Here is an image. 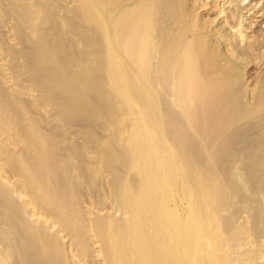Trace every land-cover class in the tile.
I'll list each match as a JSON object with an SVG mask.
<instances>
[{"label": "bare ground", "instance_id": "obj_1", "mask_svg": "<svg viewBox=\"0 0 264 264\" xmlns=\"http://www.w3.org/2000/svg\"><path fill=\"white\" fill-rule=\"evenodd\" d=\"M0 264H264V0H0Z\"/></svg>", "mask_w": 264, "mask_h": 264}, {"label": "rangeland", "instance_id": "obj_2", "mask_svg": "<svg viewBox=\"0 0 264 264\" xmlns=\"http://www.w3.org/2000/svg\"><path fill=\"white\" fill-rule=\"evenodd\" d=\"M77 128V127H76ZM72 137L75 141L77 142H81V143H85L86 141H84V139L80 136V134L77 131H73L72 132ZM75 133V134H74ZM79 134V135H78ZM90 192H88V194L86 193V195L88 196ZM91 195V194H90ZM89 195V196H90Z\"/></svg>", "mask_w": 264, "mask_h": 264}]
</instances>
